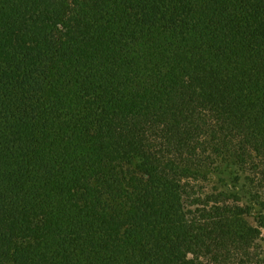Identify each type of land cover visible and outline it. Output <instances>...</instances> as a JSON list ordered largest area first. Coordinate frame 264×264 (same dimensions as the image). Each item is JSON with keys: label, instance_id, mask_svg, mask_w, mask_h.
Wrapping results in <instances>:
<instances>
[{"label": "trees", "instance_id": "1", "mask_svg": "<svg viewBox=\"0 0 264 264\" xmlns=\"http://www.w3.org/2000/svg\"><path fill=\"white\" fill-rule=\"evenodd\" d=\"M263 188L264 0H0V264H264Z\"/></svg>", "mask_w": 264, "mask_h": 264}, {"label": "rangeland", "instance_id": "2", "mask_svg": "<svg viewBox=\"0 0 264 264\" xmlns=\"http://www.w3.org/2000/svg\"><path fill=\"white\" fill-rule=\"evenodd\" d=\"M263 190V191H262ZM261 190V195L263 196V199H264V188ZM258 218H260V215L256 212V213H254V215H252L251 217H250V221L255 225V226H258L259 224H260V222H257V220L259 221V219ZM261 244H262V246H263V248H264V227H263V229H262V239H261V242H260Z\"/></svg>", "mask_w": 264, "mask_h": 264}]
</instances>
